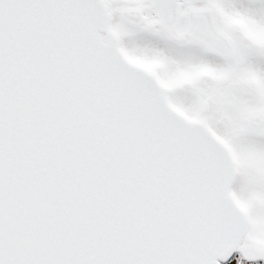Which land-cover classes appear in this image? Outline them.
<instances>
[{"label":"snow or ice","instance_id":"1","mask_svg":"<svg viewBox=\"0 0 264 264\" xmlns=\"http://www.w3.org/2000/svg\"><path fill=\"white\" fill-rule=\"evenodd\" d=\"M0 264H264V0H0Z\"/></svg>","mask_w":264,"mask_h":264}]
</instances>
